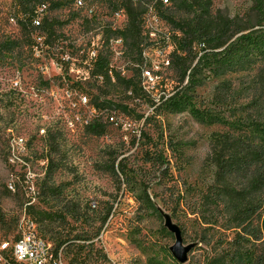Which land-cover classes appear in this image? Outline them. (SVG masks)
I'll use <instances>...</instances> for the list:
<instances>
[{
    "label": "rangeland",
    "instance_id": "1",
    "mask_svg": "<svg viewBox=\"0 0 264 264\" xmlns=\"http://www.w3.org/2000/svg\"><path fill=\"white\" fill-rule=\"evenodd\" d=\"M81 1L80 9L75 0H43L36 20L53 21L50 38L22 28L16 0H0V239L16 236L22 219L43 231L48 220L39 221L34 212L44 211L72 234L94 236L81 264H214L236 231L227 229L220 208L206 198L212 173L204 159L210 135L228 128L202 126L161 106L186 84H178L174 68L164 63L175 49L170 24L156 12L143 14L145 40L134 51L113 34L127 22L122 0ZM251 6V0H212L211 7L214 15L247 27L256 22ZM166 8L177 20L193 14L171 1ZM150 31L155 37L147 36ZM91 49L121 78H131L136 92L96 80L88 66ZM143 54L150 66H160L153 82L145 83L137 67ZM256 70L211 78L194 89L196 105L210 99L219 81L237 85ZM158 154L164 163L155 162ZM120 161L131 184L146 183L158 214L136 204L121 175L118 181L109 174ZM17 182L19 190L8 193ZM252 218L249 227L260 239L248 237L244 244L256 255L264 248V217ZM168 223L189 247L185 263L169 250L176 237ZM65 263L71 264L68 257Z\"/></svg>",
    "mask_w": 264,
    "mask_h": 264
},
{
    "label": "trees",
    "instance_id": "2",
    "mask_svg": "<svg viewBox=\"0 0 264 264\" xmlns=\"http://www.w3.org/2000/svg\"><path fill=\"white\" fill-rule=\"evenodd\" d=\"M170 1L178 10L185 5L193 14L177 20L174 12L160 0H150L151 3L122 0L127 22L122 31L113 34L123 37L128 49L141 50L145 40L141 31L142 15L151 5L159 17L175 29L171 36L175 49L170 54L169 63L176 72L178 84L182 85L185 81L186 84L166 98L161 106L169 114H188L202 126L223 124L228 128L226 132L211 134L208 139L204 168L212 173V181L206 198L220 208L227 229L235 230L236 235L227 243L232 253L228 251L212 262L264 264V248L252 255L244 244L249 242L248 237L260 239L249 226L254 215L264 217V0H251L256 22L247 27L240 26L232 18L214 15L212 0ZM16 2L22 16V28L30 26L50 38L54 35L52 20L44 17L42 21L36 20L41 15L38 10L44 5L43 0ZM92 66V75L96 80L101 78L106 87L136 92L134 81L121 78L112 71L106 57L98 55ZM254 67H257L255 74L245 82L234 85L229 81H219L212 88L210 99L200 106L196 105L194 89L202 87L211 78L237 72L248 74ZM92 133L102 135V131L94 129ZM148 158V161L152 160V157ZM155 158L156 163L165 161L162 154ZM108 172L118 181L121 175L123 184L128 187L137 205L158 214L146 183L131 184L132 174L125 169L122 161L117 165L113 162ZM12 190H19L18 182L7 192ZM34 215L39 221L48 220V226L43 231L40 229L39 236L52 241L57 249L62 248L65 261L68 257L69 263L81 264L82 253L94 245V236L87 232L72 234L66 226L55 224L50 212L38 211Z\"/></svg>",
    "mask_w": 264,
    "mask_h": 264
},
{
    "label": "built area",
    "instance_id": "3",
    "mask_svg": "<svg viewBox=\"0 0 264 264\" xmlns=\"http://www.w3.org/2000/svg\"><path fill=\"white\" fill-rule=\"evenodd\" d=\"M160 1L164 6H168L170 3L169 0ZM74 4L80 9L83 6L81 0H76ZM153 12L155 11L151 5L147 7L145 13ZM155 35V32L150 31L147 36L153 38ZM155 48L159 49L157 50L158 55L162 53L161 49L163 48ZM88 56V66L91 67L98 55L95 50L91 49ZM164 63L166 66H170L169 62L165 61ZM137 67L142 72L145 83H149L153 82V74L160 66L156 64L150 66L147 57L143 54ZM20 225L16 236L0 239V264H66L62 249H56L51 242L43 240L39 236L37 225L28 219H22Z\"/></svg>",
    "mask_w": 264,
    "mask_h": 264
},
{
    "label": "water",
    "instance_id": "4",
    "mask_svg": "<svg viewBox=\"0 0 264 264\" xmlns=\"http://www.w3.org/2000/svg\"><path fill=\"white\" fill-rule=\"evenodd\" d=\"M166 227L176 237L174 245L169 248L173 258L177 260L178 263H185L189 253V247H184L182 245V238L180 236L179 228L176 225H172L171 223H168Z\"/></svg>",
    "mask_w": 264,
    "mask_h": 264
}]
</instances>
